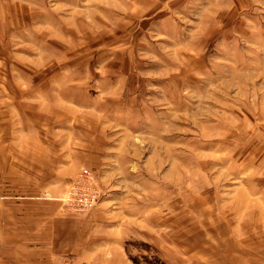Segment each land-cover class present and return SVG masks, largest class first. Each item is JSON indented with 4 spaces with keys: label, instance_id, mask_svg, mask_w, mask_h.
Instances as JSON below:
<instances>
[{
    "label": "rangeland",
    "instance_id": "obj_1",
    "mask_svg": "<svg viewBox=\"0 0 264 264\" xmlns=\"http://www.w3.org/2000/svg\"><path fill=\"white\" fill-rule=\"evenodd\" d=\"M52 128L63 195L102 189L93 264H264V0H0V200Z\"/></svg>",
    "mask_w": 264,
    "mask_h": 264
},
{
    "label": "crops",
    "instance_id": "obj_2",
    "mask_svg": "<svg viewBox=\"0 0 264 264\" xmlns=\"http://www.w3.org/2000/svg\"><path fill=\"white\" fill-rule=\"evenodd\" d=\"M52 130L54 139L46 137L43 130L34 131L26 142L12 140L17 151L10 162L4 161L10 166L9 183L16 191L25 192L1 197L0 264H93L98 260L94 258L97 254L92 250V237L100 223L85 220L89 215L66 214L61 209L68 160L76 167L82 157L68 155L62 129ZM258 197L259 201H252V208H258L257 218L264 220V195Z\"/></svg>",
    "mask_w": 264,
    "mask_h": 264
},
{
    "label": "built area",
    "instance_id": "obj_3",
    "mask_svg": "<svg viewBox=\"0 0 264 264\" xmlns=\"http://www.w3.org/2000/svg\"><path fill=\"white\" fill-rule=\"evenodd\" d=\"M101 190L94 170L90 167H82L78 175L69 182L66 195L60 198L63 213L72 215L86 213L98 203Z\"/></svg>",
    "mask_w": 264,
    "mask_h": 264
},
{
    "label": "bare ground",
    "instance_id": "obj_4",
    "mask_svg": "<svg viewBox=\"0 0 264 264\" xmlns=\"http://www.w3.org/2000/svg\"><path fill=\"white\" fill-rule=\"evenodd\" d=\"M252 185H253V184H252ZM249 187H251V186H249ZM249 189H250V191H252L251 188H249Z\"/></svg>",
    "mask_w": 264,
    "mask_h": 264
}]
</instances>
